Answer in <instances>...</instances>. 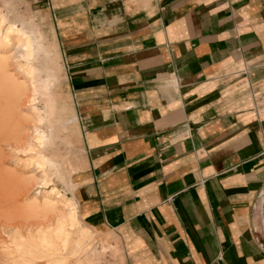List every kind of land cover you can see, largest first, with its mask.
<instances>
[{"label":"crops","instance_id":"1","mask_svg":"<svg viewBox=\"0 0 264 264\" xmlns=\"http://www.w3.org/2000/svg\"><path fill=\"white\" fill-rule=\"evenodd\" d=\"M83 135L84 221L126 264H264V0H40Z\"/></svg>","mask_w":264,"mask_h":264},{"label":"rangeland","instance_id":"2","mask_svg":"<svg viewBox=\"0 0 264 264\" xmlns=\"http://www.w3.org/2000/svg\"><path fill=\"white\" fill-rule=\"evenodd\" d=\"M42 7L40 0H0V14L7 27L23 22L22 27L33 31L48 50L45 55L36 48L34 77L41 97L45 79L49 80L53 97L48 119L41 124L46 135L43 148L34 137L31 116L19 121L21 135L14 137L19 119L14 105L17 83L20 86L25 80V73L17 64L25 62L14 56L16 33L11 34V45L0 39V61L13 72V76L9 71L0 74V264H126L121 237L113 230H99L86 223L74 196L79 184L73 181V174L87 163L82 129L75 101L68 91L66 64L50 12ZM26 103L23 93L21 108L28 114L31 109L25 107ZM37 107L44 114L42 102ZM24 147L28 152L23 151ZM38 154L44 156V168L29 161L37 159ZM53 188L63 195L62 199L51 193ZM47 199L50 207L45 206ZM64 199L77 205L79 222L74 227ZM254 211L258 218L256 230L264 241V186Z\"/></svg>","mask_w":264,"mask_h":264},{"label":"bare ground","instance_id":"3","mask_svg":"<svg viewBox=\"0 0 264 264\" xmlns=\"http://www.w3.org/2000/svg\"><path fill=\"white\" fill-rule=\"evenodd\" d=\"M23 24L24 23L22 22V23H18V24H12V25L7 27L5 18L0 14V39H2L5 42H8L11 45L12 41L14 40V37H12L11 34L12 33H16L17 37H18V41H17V43L13 44V47L15 49L14 56L17 57V58L21 57V59H23L24 62H25V64H22V63H18L17 64V68L19 70H23L24 71L25 80L23 81V83L20 86L17 83L18 90L16 92V100H15V104L14 105H15V108H16L18 114H19V116H18L19 119L17 120V118H16L18 124L15 125L17 127H16V130L13 133V135H14V137H17V138L21 135V128L19 126V121H21L22 119L25 120L26 115H28V118H29V116H31V119L32 118L34 119L31 128L33 129V131L35 133L34 137L37 140L38 146L41 149V148H43V145H45V141H46V135L44 134V132H43V130L41 128V124L44 122L45 119L46 120L48 119V116L50 114V109L52 107V101H53L52 98L53 97L51 96L52 95L51 94V84H50V82H49V80L47 78L45 79V82H44L42 90H41L43 92L44 96L43 97H41L42 95L40 96L39 91H38V85H37L36 79L34 77L35 76V73H34V61L37 59V55H38V51L36 50L37 47H39V50H42V52L45 55H48L49 52H48V50H45L44 47L37 41L33 31H26V29L22 27ZM6 46H7V44H6ZM8 68L9 67L7 66V64L3 65L2 61H0V74L1 73L8 74L10 72L11 75L13 76V72L11 70H9ZM22 89H23V91H22ZM23 93H24V96H26V99H27V103H26L25 107L26 108L28 107L29 109H31V112L28 113V114L24 113L22 108H21V96H22ZM38 102H42V104L44 106L42 112L44 114H41L38 111L39 110L38 107H37V103ZM15 144H16V142H15ZM31 144H33V143H31ZM23 151L24 152H28V149L26 147H24ZM0 154H1V152H0ZM35 154H37V153H35ZM30 160L38 168L39 167L40 168H44V164L41 162L42 160H44V156L42 154H38L37 159H29V161ZM55 189L56 188H53L51 190V193L53 195H55L57 199H62L63 195H61ZM47 201H49V202H46L45 206L46 207H50L51 206L50 200L47 199ZM63 201L65 203V206H67V208L70 211L69 215H70V217L72 219L71 227H74L73 226L74 223L79 222L78 221V208L76 207L77 205H76L75 202H72L69 199H64ZM65 245H66V243H65Z\"/></svg>","mask_w":264,"mask_h":264}]
</instances>
